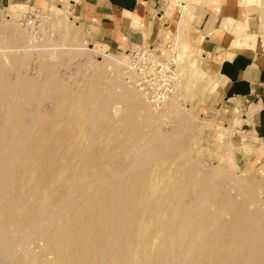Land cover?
Listing matches in <instances>:
<instances>
[{"label":"rangeland","instance_id":"374dc122","mask_svg":"<svg viewBox=\"0 0 264 264\" xmlns=\"http://www.w3.org/2000/svg\"><path fill=\"white\" fill-rule=\"evenodd\" d=\"M90 36L63 9L0 11V264H53L71 230L131 245L128 264H264V142L199 108L196 51L180 40L156 110L121 77L126 47Z\"/></svg>","mask_w":264,"mask_h":264},{"label":"crops","instance_id":"0c3cea01","mask_svg":"<svg viewBox=\"0 0 264 264\" xmlns=\"http://www.w3.org/2000/svg\"><path fill=\"white\" fill-rule=\"evenodd\" d=\"M13 8L63 9L109 49L182 40L196 51L199 108L264 142V0H0Z\"/></svg>","mask_w":264,"mask_h":264},{"label":"built area","instance_id":"2783aa9c","mask_svg":"<svg viewBox=\"0 0 264 264\" xmlns=\"http://www.w3.org/2000/svg\"><path fill=\"white\" fill-rule=\"evenodd\" d=\"M180 64L175 42L135 44L119 56L124 83L157 110L174 96L181 80Z\"/></svg>","mask_w":264,"mask_h":264},{"label":"bare ground","instance_id":"6f19581e","mask_svg":"<svg viewBox=\"0 0 264 264\" xmlns=\"http://www.w3.org/2000/svg\"><path fill=\"white\" fill-rule=\"evenodd\" d=\"M180 83V82H179ZM179 85V84H178ZM134 89V88H133ZM140 95V94H139ZM141 96V95H140ZM142 97V96H141ZM142 99L146 102V100L142 97ZM172 99V98H171ZM171 99L169 100L171 102ZM168 101V102H169ZM157 110V109H156ZM44 199V198H43ZM92 231V230H91ZM90 232V231H89ZM82 233V232H81ZM57 236L59 235H50L49 239H48V246H49V250L55 255V261L53 262V264H70L69 259L72 257V255H80L81 256V260H83L81 262V264L84 262L83 256L85 258V261L90 258L88 255V249H90V251L92 252V255L96 254L97 251L99 250V248L102 250H106L109 249L111 252L114 251L115 249V254L113 259L111 260V264H128L129 260H130V254L129 252L126 253V250L128 248L129 250V246L131 245H122L125 253L124 255H120L121 259L124 257L123 262H121L119 259V257L116 256V251L117 248L119 247V245H114V249L110 248L111 245H100L98 247V249L95 248L96 245H85L82 241V239L84 238L86 240V235L84 234H73V231L71 230L69 233H66L64 235H61L60 237H64L62 239H56ZM97 237H99V235H97ZM74 239H77V241H81L78 244H82V245H70ZM83 239V240H84ZM138 246V245H137ZM137 250V249H136ZM122 252V250L120 251ZM131 252V251H130ZM138 252V250H137ZM51 253V254H52ZM118 253V252H117ZM120 254V253H119ZM97 255V254H96ZM93 257V256H91ZM132 257V256H131ZM96 258V257H95ZM94 258V259H95ZM129 258V259H128ZM93 259V260H94ZM136 259V258H135ZM134 261V260H133ZM29 264H36L34 260L29 261ZM52 264V263H51Z\"/></svg>","mask_w":264,"mask_h":264}]
</instances>
